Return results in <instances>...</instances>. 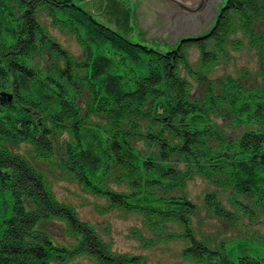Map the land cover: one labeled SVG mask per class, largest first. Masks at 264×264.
Masks as SVG:
<instances>
[{"label":"trees","instance_id":"1","mask_svg":"<svg viewBox=\"0 0 264 264\" xmlns=\"http://www.w3.org/2000/svg\"><path fill=\"white\" fill-rule=\"evenodd\" d=\"M47 20L75 36L84 56ZM244 48L257 57L255 75H214ZM54 171L106 200V211L142 216L151 236H136L148 245L179 241L198 264H264L248 240L197 230L187 193L200 176L230 191V205L216 191L204 198L221 220L264 213V0H226L209 30L168 52L129 40L73 0H0V264L82 255L146 264L58 199ZM55 221L72 239L64 246L41 227Z\"/></svg>","mask_w":264,"mask_h":264},{"label":"rangeland","instance_id":"2","mask_svg":"<svg viewBox=\"0 0 264 264\" xmlns=\"http://www.w3.org/2000/svg\"><path fill=\"white\" fill-rule=\"evenodd\" d=\"M78 6L89 11L94 17L105 25L116 30L129 40L147 45L154 49L168 52L178 47L181 37L172 32L181 26L162 25L156 13H153L149 0H73ZM143 1L148 2L146 8ZM226 0H217L218 10L222 9ZM215 5V7H216ZM215 9V8H214ZM151 10V11H150ZM215 14V12H214ZM154 19L159 21V24ZM54 37L75 57L84 56L82 47L78 44L75 36L50 25L46 21ZM164 28L165 30H163ZM172 33V34H171ZM189 58L195 66L198 64L200 51L196 47H191L188 51ZM235 57L227 65H220L216 68L214 75L231 73L239 75L240 70L248 68L251 74L257 73V57L254 51L244 48L234 53ZM202 86L194 82L193 90L202 92ZM223 122V120H221ZM54 173V174H53ZM52 189L59 200L73 205L78 211L82 220L95 226L99 233L112 245V248L119 252L141 255L146 264H198L188 260L182 254L183 244L179 241L159 242L148 245L136 236V230H143V234L150 237L143 223V218L137 213L125 212L114 209L106 211V200L94 194L86 192L76 181L61 178L56 171L49 175ZM216 191L223 202L229 204L230 191L216 187L211 181L200 176L191 180L187 187V193L198 206V213L192 218L193 225L197 230L217 239L228 241L248 240L251 247L259 255H264V213L259 211L256 220H251L244 215L242 221L236 225L225 222L212 214L206 208L204 198L207 192ZM42 228H48L55 244L64 246L72 239L69 237L64 224L55 222H45ZM233 243L228 244L229 251L232 250ZM237 248H234L236 250ZM52 264H98L90 256L82 255L74 257L65 262L52 261Z\"/></svg>","mask_w":264,"mask_h":264},{"label":"water","instance_id":"3","mask_svg":"<svg viewBox=\"0 0 264 264\" xmlns=\"http://www.w3.org/2000/svg\"><path fill=\"white\" fill-rule=\"evenodd\" d=\"M149 2L162 25L181 26L172 32L177 34V38L180 36L181 40L205 33L212 27L221 11L218 10V3L216 5L217 0H149Z\"/></svg>","mask_w":264,"mask_h":264},{"label":"flooded vegetation","instance_id":"4","mask_svg":"<svg viewBox=\"0 0 264 264\" xmlns=\"http://www.w3.org/2000/svg\"><path fill=\"white\" fill-rule=\"evenodd\" d=\"M147 3H148V2H146V1L144 2V1H143V5H144L146 8H148ZM151 9L153 10V11L150 10V11L152 12V14L155 13L153 7H152ZM153 15H154V14H153ZM154 16H155V15H154ZM154 22H155V24H156V23H158V20H157V19H154L153 23H154Z\"/></svg>","mask_w":264,"mask_h":264}]
</instances>
